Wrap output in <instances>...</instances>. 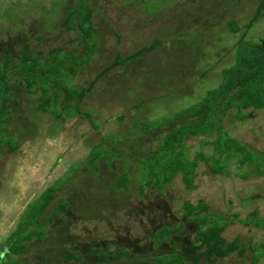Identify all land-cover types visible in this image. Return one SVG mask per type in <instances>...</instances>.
<instances>
[{
	"label": "rangeland",
	"instance_id": "obj_1",
	"mask_svg": "<svg viewBox=\"0 0 264 264\" xmlns=\"http://www.w3.org/2000/svg\"><path fill=\"white\" fill-rule=\"evenodd\" d=\"M41 1L0 0V9H10L20 22L24 19L22 12L48 19L53 8H45L41 15ZM95 1L99 8L95 13L97 27L102 33L95 37L97 46L90 61L78 70L72 82L86 85L118 56L124 59L156 38L161 42L126 63H117L96 81L80 103L88 117L76 114L57 119L50 111L37 109L40 98L36 95H23L14 103L17 109L6 122V134L14 136L19 147L9 151L6 141L0 143V254L7 251L5 237L17 227L27 202L48 186L53 196L44 216L52 213L55 203L65 202L61 200L64 198L72 207L47 226L42 241L33 239L17 259L1 257L0 264L16 260L31 264H169V259L160 262L155 258L171 252L173 243L175 251L190 252L188 245L196 236V220L190 219L180 232L158 245H154L152 233L163 225L186 222L192 216L185 210L186 201L196 204L202 200L209 212L229 215L233 221L222 232L227 240L240 237L247 246L260 245L264 226L244 225L239 218L253 217V210L257 212L255 219L264 216V174L242 178L238 173L251 166L239 165L238 158L229 161L225 172L213 171L211 160L206 159L212 146L202 145L203 136L188 135L185 154L197 160L192 187L179 172L162 189L150 185L141 193L140 178L147 156L161 146L166 132L198 117L168 121L145 132L140 131L138 123L141 119L173 115L222 82L224 68L236 61L241 36L255 42L264 39V14L247 27L259 0H145L155 10L152 14L143 10L144 0ZM56 2L65 11L77 0ZM61 16L60 12L51 15L56 17L51 18L54 32L33 42L34 47L45 51L44 56L56 46L77 53L83 50L79 33L64 28L65 15ZM229 19L239 24L238 32L231 31ZM15 23H9L14 32L19 29ZM115 31L120 33L119 41ZM0 32V53L18 57V43L2 41L6 32L2 25ZM34 32L36 28L27 37ZM249 110L252 116L242 121H231L227 113L224 128L264 152V107ZM101 147L109 153L92 166L89 154ZM201 149L209 152L205 159L197 154ZM124 170L129 185L122 182ZM91 247H100L108 255L105 259L80 255ZM72 251L80 257L65 260ZM255 253L248 247L244 255L230 254L212 264H253ZM257 264H264V255Z\"/></svg>",
	"mask_w": 264,
	"mask_h": 264
},
{
	"label": "trees",
	"instance_id": "obj_2",
	"mask_svg": "<svg viewBox=\"0 0 264 264\" xmlns=\"http://www.w3.org/2000/svg\"><path fill=\"white\" fill-rule=\"evenodd\" d=\"M122 1L131 2L133 0ZM144 2L143 10L152 14L155 10L147 5V1L144 0ZM45 3H48V6ZM68 4L72 5V2L70 1ZM47 7L53 8L47 14L48 19L40 18L36 14L32 15L30 12H22L21 15L24 17L22 22L18 21L17 15L12 14L10 9H0V19H6L0 24L4 26V31H6L3 33L4 40L2 41H11L12 44L18 43L21 49L18 57L10 52L0 53V143L6 141L9 151H14L19 147L14 136L6 134V122L11 113L17 109V104L14 103L19 97L21 98L23 95L27 97L38 96L40 99L36 103L37 109L50 111L57 119L76 114L88 117L89 113L82 110L80 103L93 89L96 81L117 63H126L146 51L155 49L161 42L156 38L151 44L142 46L137 51L125 56L124 59L118 56L114 63L107 65L86 85H78L72 82V79L77 75L78 70L90 61L97 46L95 37L102 33L97 27L95 16L99 8L96 7L95 0H77L73 8L63 11V9H59L56 0L48 2L43 0L38 4L41 15L44 14ZM59 12L62 16L65 15L62 26L69 31L79 33L78 37L83 40L81 43L83 50L77 53L73 50H65L62 46H56L49 48L47 56H44L45 51L34 47L33 42L43 38L45 34L54 32L51 18L56 17L50 16H56ZM263 14L264 0H259L247 27H250ZM9 23H15L19 29L15 32L12 31V26ZM228 25L231 31L238 32L240 29L239 24L234 19H229ZM35 28L36 33L34 32L35 34L31 38L30 36L27 37ZM113 33L119 41L120 33L118 31ZM235 55V63L224 68L222 82L210 88L201 100L176 111L173 115L141 119L138 122L139 128L142 129L139 130L145 132L147 129L156 128L168 121L198 117L194 121L178 124L166 132L161 146L147 156L146 163L143 165L145 171L140 178L143 181L139 185L141 193L144 192L145 186L150 185L162 189L179 172H183L184 181L188 187H192L197 160L185 154L184 142L188 135L203 136L202 145L212 146L210 156H208V150L204 149L198 151L197 154L201 159L208 156L206 159L211 160L210 165L213 171L225 172L229 161L238 158L239 165L250 164L251 166L249 170L243 169L241 173H238L242 178L264 174V152L240 141L224 128V117L227 113H230L231 121H242L252 116L249 109L256 110L264 107V39L255 42L242 35L237 42ZM121 59L123 60L121 61ZM92 122L93 120H91ZM93 126L98 127V124L94 121ZM108 153L109 150L106 148L103 150L102 147L99 150L95 148L89 154L88 160L93 166ZM122 182L126 185L130 184L126 170L123 171ZM52 196L53 193L49 187L39 197V203L35 204L37 208L25 212L17 228L8 236L7 251L4 255L0 254V259L1 257H7L11 260L17 259V254L26 251L30 241L33 239L42 241L47 226L53 223L57 217L62 216L65 211L71 210L68 201L64 198L61 200L65 202L55 203L52 213L44 216ZM184 207L187 213L192 215L188 217L187 221L191 219L197 222L196 236L189 246L190 252L175 251V243H173V251L155 259L160 262L169 259V264H187L188 261L194 264H202L203 261L205 264H212L217 262L219 258H224L230 254L244 255L249 247L256 251L253 264H257V260L264 255V240L260 245L250 244L247 246V243H243L240 237L227 240L222 235L226 226L233 221L230 220L229 215H217L209 212L207 203L202 200L196 204L186 201ZM236 216L239 217L238 214ZM251 216L253 217L239 219L244 225L264 226V216L255 219L257 216L255 210L251 212ZM184 223L179 222L173 226L163 225L159 230L153 232L152 238L156 242L154 245L169 239L173 233L180 232ZM99 248L91 247L88 252L80 255L83 257L96 255L99 259H105L108 253ZM80 255L73 251L68 252L65 260L77 259ZM21 263L17 260L11 262V264ZM24 264L31 263L24 262ZM67 264L71 263L67 262Z\"/></svg>",
	"mask_w": 264,
	"mask_h": 264
},
{
	"label": "crops",
	"instance_id": "obj_3",
	"mask_svg": "<svg viewBox=\"0 0 264 264\" xmlns=\"http://www.w3.org/2000/svg\"><path fill=\"white\" fill-rule=\"evenodd\" d=\"M10 194H11V193H8V196H9ZM20 195H21V194H20ZM40 196H41V193L39 194L38 197H36V198H34V199H32V200H30V201L27 202V204L25 205V208L23 209V211L21 212V214H20V216H19L17 226L19 225V223L21 222L22 218L24 217L25 212L29 211V209H36V208H37V206H35V203H36L35 201L38 200ZM52 209H53V208H52ZM57 218H58V217H57ZM16 228H17V227H16ZM16 228H15V229H16ZM13 231H14V230H13ZM13 231H12V232H13ZM12 232H10V233L5 237V240H6V241H7L8 236H9Z\"/></svg>",
	"mask_w": 264,
	"mask_h": 264
},
{
	"label": "flooded vegetation",
	"instance_id": "obj_4",
	"mask_svg": "<svg viewBox=\"0 0 264 264\" xmlns=\"http://www.w3.org/2000/svg\"><path fill=\"white\" fill-rule=\"evenodd\" d=\"M1 161H2V160H1ZM2 186H4L3 182H2ZM49 187H50V186H48L46 189H48ZM46 189H44L43 191H45ZM43 191L41 192V194L43 193ZM65 196H66V195H65ZM66 197H67V196H66ZM68 203H69V206L72 207L71 204H70V202H68ZM188 222H189V221L186 220L185 223H188ZM182 223H183V222H182ZM185 223H184V224H185ZM176 233H178V232H176ZM172 235H173V234H172ZM172 235H171V236H172ZM171 236H170V237H171ZM189 246H190V244L188 245V248H189ZM172 251H173V250H172Z\"/></svg>",
	"mask_w": 264,
	"mask_h": 264
},
{
	"label": "clouds",
	"instance_id": "obj_5",
	"mask_svg": "<svg viewBox=\"0 0 264 264\" xmlns=\"http://www.w3.org/2000/svg\"><path fill=\"white\" fill-rule=\"evenodd\" d=\"M31 242V241H30ZM27 247H28V245H27ZM27 250V249H26ZM20 259V258H19ZM23 261V260H22ZM24 262V261H23ZM26 263V262H25Z\"/></svg>",
	"mask_w": 264,
	"mask_h": 264
}]
</instances>
